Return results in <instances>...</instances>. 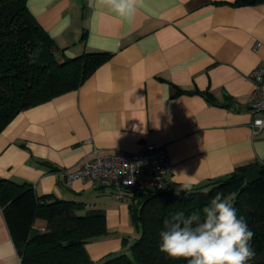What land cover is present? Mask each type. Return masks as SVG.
<instances>
[{"label": "crops", "instance_id": "0c3cea01", "mask_svg": "<svg viewBox=\"0 0 264 264\" xmlns=\"http://www.w3.org/2000/svg\"><path fill=\"white\" fill-rule=\"evenodd\" d=\"M234 2L141 0L121 16L89 0H27L66 57L112 53L79 88L21 111L0 133V178L105 211L109 233L86 244L92 260L125 250L138 234L130 202L112 188L65 181L63 172L96 150L164 146L173 170L196 186L264 161L248 79L264 64V3ZM47 225L38 218L34 226ZM0 264H22L2 210Z\"/></svg>", "mask_w": 264, "mask_h": 264}, {"label": "trees", "instance_id": "16d2710c", "mask_svg": "<svg viewBox=\"0 0 264 264\" xmlns=\"http://www.w3.org/2000/svg\"><path fill=\"white\" fill-rule=\"evenodd\" d=\"M234 3L255 5L264 0ZM37 48L33 63L30 57ZM111 56V52L88 51L66 57L31 13L27 0H0V133L21 111L79 88ZM255 166L261 167V175L251 183L245 171ZM177 187L172 183L163 190L129 192L138 234L128 246L124 240L125 250L99 261L92 260L86 244L109 233L103 209H88L84 201L53 194L38 195L29 182L0 178V210L22 264H188L187 259L174 260L159 251L163 221L180 210L187 215L203 208L220 192L254 233L251 245L256 256L247 264H264V161L238 166L224 177L195 186L190 194L177 195ZM38 218L47 220L46 228L34 226Z\"/></svg>", "mask_w": 264, "mask_h": 264}, {"label": "clouds", "instance_id": "9594fccd", "mask_svg": "<svg viewBox=\"0 0 264 264\" xmlns=\"http://www.w3.org/2000/svg\"><path fill=\"white\" fill-rule=\"evenodd\" d=\"M141 0H89V7L105 4L121 16L136 12ZM40 51L39 48L30 57ZM261 76L258 75L257 79ZM184 181H173L179 184L176 194H190L199 181L191 179L184 172ZM164 175V173H162ZM163 188L164 184H159ZM159 251L171 259H187L188 264H247L255 259L251 241L254 233L249 229L243 216H237V210L223 193H216L210 202L190 214L180 210L163 221L159 232Z\"/></svg>", "mask_w": 264, "mask_h": 264}, {"label": "built area", "instance_id": "2783aa9c", "mask_svg": "<svg viewBox=\"0 0 264 264\" xmlns=\"http://www.w3.org/2000/svg\"><path fill=\"white\" fill-rule=\"evenodd\" d=\"M260 75L261 78L257 79ZM253 84L250 96V110L253 115L254 133L264 129V64L257 66L248 74ZM173 164L164 146L146 144L134 152L102 153L85 158L73 168L63 172L67 183L75 179H89L97 185L110 187L119 199L132 201L129 192L163 190L173 183ZM164 173V175H162ZM159 184H164L163 188Z\"/></svg>", "mask_w": 264, "mask_h": 264}, {"label": "water", "instance_id": "95a60500", "mask_svg": "<svg viewBox=\"0 0 264 264\" xmlns=\"http://www.w3.org/2000/svg\"><path fill=\"white\" fill-rule=\"evenodd\" d=\"M260 175H261V167L260 166H255V167L249 168L245 171L246 179L251 183L257 181L259 179Z\"/></svg>", "mask_w": 264, "mask_h": 264}, {"label": "rangeland", "instance_id": "374dc122", "mask_svg": "<svg viewBox=\"0 0 264 264\" xmlns=\"http://www.w3.org/2000/svg\"><path fill=\"white\" fill-rule=\"evenodd\" d=\"M120 199L118 198V201H119Z\"/></svg>", "mask_w": 264, "mask_h": 264}]
</instances>
